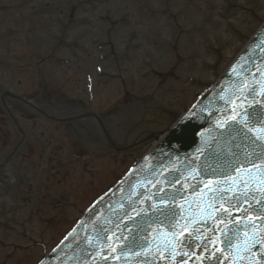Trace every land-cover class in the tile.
I'll use <instances>...</instances> for the list:
<instances>
[{
	"label": "rangeland",
	"instance_id": "1",
	"mask_svg": "<svg viewBox=\"0 0 264 264\" xmlns=\"http://www.w3.org/2000/svg\"><path fill=\"white\" fill-rule=\"evenodd\" d=\"M263 21L264 0H0V86L30 95L44 78L87 101L90 77L92 107L117 102L122 128L135 130L153 100L186 110ZM21 122L30 137L0 171V264H36L150 146L83 162L62 125ZM8 150L1 139L0 160Z\"/></svg>",
	"mask_w": 264,
	"mask_h": 264
},
{
	"label": "water",
	"instance_id": "2",
	"mask_svg": "<svg viewBox=\"0 0 264 264\" xmlns=\"http://www.w3.org/2000/svg\"><path fill=\"white\" fill-rule=\"evenodd\" d=\"M257 47H264V38L258 41ZM252 57L253 53L250 51L245 54L238 66L248 67ZM257 65L258 63L256 67ZM258 66H262V71L259 72L261 81L258 80V74L254 71L245 70L240 74L244 81L251 76L256 78L245 82L246 91L244 98L239 100L241 103L251 89L260 93H254L256 100L263 99L264 62L259 63ZM231 79L229 77L227 81ZM202 102L191 117L187 116L179 123L167 141L166 147L177 145L179 148L177 154L184 158H187L188 153L204 150L209 145L212 146L214 142H218L217 135H210L207 140L200 138L196 141V134L203 128L196 124L204 118L206 112L205 104ZM235 107L237 109L232 110L239 109L238 104ZM242 118L244 123L253 121L248 112L242 113ZM240 137L243 139L244 134ZM257 138L253 135L251 138L245 136L246 144L256 148L258 154L256 159L246 164L242 163L244 158H240L239 153L234 149L219 144L222 151L219 153L217 165L215 163L203 166L198 164L197 160H192L182 169L190 167L189 172L194 180H197L194 176L196 174L210 178L212 181L209 188L214 186L216 188L208 199L199 204L197 209L192 210L194 214L187 218H179L178 223L183 226H163L160 227L161 233L155 227L156 232L163 237L155 234L152 238L143 241L142 246L140 244V247L136 248L133 246L137 244L136 238L140 236L142 229L147 228L144 217L150 214L138 212L128 221V223L138 222L135 225L134 235L126 231V222H124L125 230L122 226L121 229L124 232L125 246L115 244V240L123 236H120L121 231L116 230V225L113 224V212L118 204L129 197L128 194L132 193V190L136 191L142 185L128 187L127 190L131 191L120 188L109 197L108 205L101 203L102 213L105 210L110 211L108 221H105L107 218L102 221L95 220L97 214L94 217L85 218L75 230L76 234H72L62 244L61 253L57 250L44 264H166L168 256H171V253L179 247L178 244L187 245L191 236L198 238V243L192 246L191 250L184 251L185 256L179 264H264V139ZM149 166L151 165L148 164L147 167ZM183 178H185L184 175L175 176L172 183L177 184ZM176 196L172 194L168 197L174 199ZM238 210L239 213H237ZM204 224L210 225L212 229L201 233ZM78 230L87 234L82 246L78 239ZM134 249L137 251H133Z\"/></svg>",
	"mask_w": 264,
	"mask_h": 264
},
{
	"label": "flooded vegetation",
	"instance_id": "3",
	"mask_svg": "<svg viewBox=\"0 0 264 264\" xmlns=\"http://www.w3.org/2000/svg\"><path fill=\"white\" fill-rule=\"evenodd\" d=\"M31 98V103L34 104L36 107H38L40 110L44 111L48 115H58L59 113H67L68 111H71V106L64 101V99L60 98L54 90L52 86H49L46 82H42L39 90L35 92L34 95L30 96ZM11 107L13 108L14 113L21 117V118H26L27 116H32V112L27 110L26 107L16 103V102H11L9 101ZM74 111V110H73ZM87 124V123H86ZM0 126H3L6 131L4 130L3 132L1 131L0 133V140L2 139L4 144H7L9 147L11 145V124H10V119L9 117L1 110L0 107ZM79 127L70 125L69 126V134H71V138L76 142V150L77 151H82L85 150L88 147H94V146H89L90 143L92 142L89 140L87 142L86 136H87V131L81 126V124H78ZM95 127V126H94ZM90 128V126H88ZM74 129V132L72 131ZM91 129V128H90ZM13 133L16 135L15 130H12ZM52 131L50 132V134ZM95 137L93 139V145L94 143L100 144V138L98 137L97 133L94 131ZM44 132L40 130L38 135H43Z\"/></svg>",
	"mask_w": 264,
	"mask_h": 264
},
{
	"label": "bare ground",
	"instance_id": "4",
	"mask_svg": "<svg viewBox=\"0 0 264 264\" xmlns=\"http://www.w3.org/2000/svg\"><path fill=\"white\" fill-rule=\"evenodd\" d=\"M153 108L154 107L152 105H150V107L147 106V108H144V110L150 111ZM177 120L178 119H176V118L173 119L172 124L168 121L165 124H163L160 128L156 129L155 131L147 129V131H148L147 134H144V132L141 133V131H136L134 134L129 136L124 131L123 135L126 136V141L125 142L126 143H129V142L136 143L138 141H143L144 138L147 137L148 139H153V141H156L153 144L158 143L168 134V132L170 131L171 127L177 122ZM105 126H106V128L108 130L112 128L111 127V122H108ZM110 135H111V137L116 138L119 134L117 132H115V134H110Z\"/></svg>",
	"mask_w": 264,
	"mask_h": 264
}]
</instances>
